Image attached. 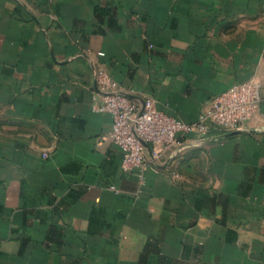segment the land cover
<instances>
[{"label": "crops", "instance_id": "1", "mask_svg": "<svg viewBox=\"0 0 264 264\" xmlns=\"http://www.w3.org/2000/svg\"><path fill=\"white\" fill-rule=\"evenodd\" d=\"M98 69L191 123L264 82V0H0V264H264V95L248 131L186 133L140 180Z\"/></svg>", "mask_w": 264, "mask_h": 264}, {"label": "built area", "instance_id": "2", "mask_svg": "<svg viewBox=\"0 0 264 264\" xmlns=\"http://www.w3.org/2000/svg\"><path fill=\"white\" fill-rule=\"evenodd\" d=\"M95 85L92 109L110 115L109 134L122 153L121 166L140 180L148 169L183 146L186 133L205 136L211 129L248 131L264 95V82L256 78L233 83L212 96L195 121L186 123L161 110L152 97L135 100L102 69L96 70Z\"/></svg>", "mask_w": 264, "mask_h": 264}, {"label": "water", "instance_id": "3", "mask_svg": "<svg viewBox=\"0 0 264 264\" xmlns=\"http://www.w3.org/2000/svg\"><path fill=\"white\" fill-rule=\"evenodd\" d=\"M230 134H233V133H230Z\"/></svg>", "mask_w": 264, "mask_h": 264}]
</instances>
